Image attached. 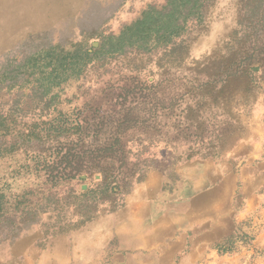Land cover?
<instances>
[{"label": "rangeland", "instance_id": "374dc122", "mask_svg": "<svg viewBox=\"0 0 264 264\" xmlns=\"http://www.w3.org/2000/svg\"><path fill=\"white\" fill-rule=\"evenodd\" d=\"M165 3L0 0V264H264V0L36 90Z\"/></svg>", "mask_w": 264, "mask_h": 264}, {"label": "trees", "instance_id": "16d2710c", "mask_svg": "<svg viewBox=\"0 0 264 264\" xmlns=\"http://www.w3.org/2000/svg\"><path fill=\"white\" fill-rule=\"evenodd\" d=\"M210 1L212 0H166L164 6H149L136 21L124 27L117 36L105 38L98 50L83 52L80 47L71 51L69 56L74 60L67 66H57L59 68L53 70L55 76L48 78L49 81H37L36 90L41 92L43 97H47L53 90L61 88L68 82L79 80L96 56L124 55L131 51L146 54L169 47L187 33L193 22H202L206 5ZM55 98L57 96L51 100ZM6 121L7 119L0 114V135L5 138L13 134L6 126ZM64 133V128L58 127L53 138L58 139ZM17 135L18 139L24 143L27 141L28 144L43 139L48 141L51 138V135L36 133L35 130ZM17 152L0 148V159ZM5 198V194L0 192V215L4 210Z\"/></svg>", "mask_w": 264, "mask_h": 264}, {"label": "crops", "instance_id": "0c3cea01", "mask_svg": "<svg viewBox=\"0 0 264 264\" xmlns=\"http://www.w3.org/2000/svg\"><path fill=\"white\" fill-rule=\"evenodd\" d=\"M160 232H161L162 236H165V234L167 233V231L164 229V227L161 228Z\"/></svg>", "mask_w": 264, "mask_h": 264}]
</instances>
